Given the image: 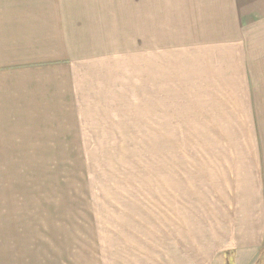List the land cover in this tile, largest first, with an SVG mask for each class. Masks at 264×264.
<instances>
[{"label":"rangeland","instance_id":"374dc122","mask_svg":"<svg viewBox=\"0 0 264 264\" xmlns=\"http://www.w3.org/2000/svg\"><path fill=\"white\" fill-rule=\"evenodd\" d=\"M49 1L69 57L0 126V264H264V0Z\"/></svg>","mask_w":264,"mask_h":264},{"label":"crops","instance_id":"0c3cea01","mask_svg":"<svg viewBox=\"0 0 264 264\" xmlns=\"http://www.w3.org/2000/svg\"><path fill=\"white\" fill-rule=\"evenodd\" d=\"M51 2L0 0V68L11 72L0 83V126L23 117V100L32 84H26L23 74L69 57L64 55V15Z\"/></svg>","mask_w":264,"mask_h":264}]
</instances>
